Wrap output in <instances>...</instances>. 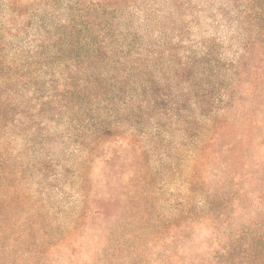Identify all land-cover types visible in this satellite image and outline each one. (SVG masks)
Wrapping results in <instances>:
<instances>
[{
	"label": "trees",
	"instance_id": "obj_1",
	"mask_svg": "<svg viewBox=\"0 0 264 264\" xmlns=\"http://www.w3.org/2000/svg\"><path fill=\"white\" fill-rule=\"evenodd\" d=\"M262 70L264 0H0V264H264Z\"/></svg>",
	"mask_w": 264,
	"mask_h": 264
},
{
	"label": "rangeland",
	"instance_id": "obj_2",
	"mask_svg": "<svg viewBox=\"0 0 264 264\" xmlns=\"http://www.w3.org/2000/svg\"><path fill=\"white\" fill-rule=\"evenodd\" d=\"M264 74V70L260 72V74ZM261 92V95H258ZM253 96V97H252ZM251 98L249 101H246V108H253V111L251 113L250 118L248 117H242L244 114L242 113V110H244L243 105L244 101H239L238 102V107L237 110H235V115H236V121H235V128L237 130H242L245 124L251 123V121L256 120L254 124V128H252L251 133L253 135V138L257 144H260V146H257V150L255 151L259 164L264 165V99L260 98V96L264 97V84H260L259 88L256 90L255 94H252ZM251 129V128H250ZM113 152H117L118 154H121L122 156L127 154L128 151L130 150L129 146L126 145H121L119 143H113L111 144ZM258 165V164H257ZM257 165L255 169L257 168ZM101 166L99 165V168ZM254 188L252 193H258L260 191V185L257 183V180L255 178L254 180ZM182 187L180 185H173V184H168L163 191V194H161L162 197L164 198H172L174 196H177L181 191ZM57 196L54 198V202L57 203V205H62L64 203L59 202L57 200ZM247 204H251V200L247 202ZM254 211H264V209L261 208H252ZM251 210V211H252ZM253 212V211H252ZM249 215V214H248ZM247 215V216H248Z\"/></svg>",
	"mask_w": 264,
	"mask_h": 264
}]
</instances>
